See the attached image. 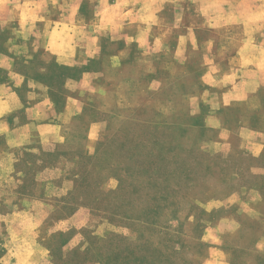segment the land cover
Here are the masks:
<instances>
[{
	"label": "rangeland",
	"instance_id": "obj_1",
	"mask_svg": "<svg viewBox=\"0 0 264 264\" xmlns=\"http://www.w3.org/2000/svg\"><path fill=\"white\" fill-rule=\"evenodd\" d=\"M140 4L160 16L161 48L103 33L79 64L41 61L56 111L67 93L79 100L64 139L34 137L13 157L0 136V264H264V151L238 133L263 126L264 101L211 113L205 54L228 46L215 20L192 0H132L133 12ZM2 29L3 56L45 41Z\"/></svg>",
	"mask_w": 264,
	"mask_h": 264
},
{
	"label": "crops",
	"instance_id": "obj_2",
	"mask_svg": "<svg viewBox=\"0 0 264 264\" xmlns=\"http://www.w3.org/2000/svg\"><path fill=\"white\" fill-rule=\"evenodd\" d=\"M89 0H0V28L4 25L23 32L24 38L44 39L42 47L25 49L17 54L6 49L0 52V70L8 78L0 79V136H3L4 155L16 156V151L34 137L60 142L64 139L63 125L76 112L79 100L75 94L62 97L63 108L56 111L46 88L48 77L41 61L79 64L99 50V37L109 33L129 41H137L144 50L159 49L164 38L155 33L160 16L144 13L140 4L133 12L132 0H97L91 16H85L81 7ZM199 7L203 19H214L212 27L226 38L221 48L208 47L207 71L203 77L207 84L204 100L212 112L234 103L250 102L253 109L262 108L264 101V0H217L215 9L209 0H192ZM156 4V2H155ZM225 28H231L229 33ZM79 29H81L79 31ZM193 27L185 37L189 38ZM2 36L3 29L0 30ZM8 35L7 39H13ZM229 40H231L229 42ZM82 41V42H81ZM26 42V41H25ZM4 52V51H2ZM22 52V51H20ZM21 55V56H20ZM22 59L23 72L13 62ZM45 61V62H46ZM37 73L29 72L37 65ZM19 67H21L19 65ZM36 71V70H35ZM82 82L71 81L69 86ZM83 84V83H82ZM43 90L39 94L33 89ZM24 90V91H23ZM25 103V104H21ZM264 109V107H263ZM22 111L23 122L14 123L7 115ZM214 115V114H212ZM246 148L256 157L264 151L263 126H243L238 130ZM0 146V147H1ZM1 149V148H0Z\"/></svg>",
	"mask_w": 264,
	"mask_h": 264
}]
</instances>
